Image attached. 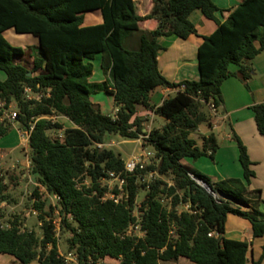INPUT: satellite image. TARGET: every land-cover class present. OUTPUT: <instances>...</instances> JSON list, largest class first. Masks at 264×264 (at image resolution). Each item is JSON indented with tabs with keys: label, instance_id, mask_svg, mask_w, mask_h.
Masks as SVG:
<instances>
[{
	"label": "trees",
	"instance_id": "16d2710c",
	"mask_svg": "<svg viewBox=\"0 0 264 264\" xmlns=\"http://www.w3.org/2000/svg\"><path fill=\"white\" fill-rule=\"evenodd\" d=\"M152 1L150 13L139 16L133 0H0V71L5 75L0 80V101L5 109L15 104L17 126L29 131L31 172L57 198L60 229L71 234L67 252L76 255L77 264H95L105 257L119 259V264H158L180 257L193 264H247L249 243L223 236L228 214L247 219L253 237L264 235V218L259 215L256 201L260 191L249 190L244 183L254 176L245 145L230 128L244 181L213 180L195 168H187L182 160L214 157L218 143L203 108L213 104L217 111L222 110L221 84L230 76L248 88L247 79L253 71L251 59L264 49V0H242L227 10L223 21L215 13L224 10L212 0ZM195 9L217 26L202 36L197 47L199 78L171 82L158 69L161 46L157 38L175 35L185 39L197 34L189 19ZM93 11H99L101 22L83 25L84 14ZM149 18L156 19L157 26L140 31L137 49L126 48L124 38L138 31L139 21ZM7 29L36 38L42 55H34L31 69L14 61L24 51L6 40L3 32ZM98 54L105 78L93 82L91 61ZM230 64L237 65V70L230 71ZM156 87L175 92L154 108L150 92ZM97 91L112 94L114 115L102 113L93 101L91 95ZM28 92L36 97H29ZM137 105L166 119L163 126L150 129L144 142L153 148L154 161L138 175L127 177V201H101L105 188L100 187L99 179L107 171L122 170L123 159L97 144H105L108 133L123 139L144 134L145 119L136 115ZM250 109L264 137V102ZM52 116H63L74 126L63 127ZM201 123L210 130L198 145L191 133ZM11 127L7 119L0 121V137ZM50 129L62 130L61 136L50 137ZM149 172L169 176L171 183L155 176L151 179L139 206L144 235L127 236L125 231L135 220L132 210L139 176ZM190 174L204 180L211 192ZM4 190L0 177L1 200L5 198ZM222 195L249 207L243 209ZM33 196V207L40 211L42 236L34 230H20L18 220H12L8 227H0V254L12 256L19 264H70L57 249L58 236L52 223L56 206L48 204L44 209L46 202L40 199L37 188ZM162 196L169 199L168 203ZM180 205L187 208L178 210ZM251 264H259V260Z\"/></svg>",
	"mask_w": 264,
	"mask_h": 264
},
{
	"label": "crops",
	"instance_id": "0c3cea01",
	"mask_svg": "<svg viewBox=\"0 0 264 264\" xmlns=\"http://www.w3.org/2000/svg\"><path fill=\"white\" fill-rule=\"evenodd\" d=\"M219 9L224 10L223 12L217 11L215 13L216 18L219 21H223L228 15V9H232L242 0H212ZM135 6V12L139 16H145L150 13L153 7L152 0H133ZM93 17H87V22L85 25H93L101 22V14L99 11H95ZM90 16V15H85ZM189 19L194 23L197 34H191L187 38L182 39L175 35L169 36H160L157 38V42L161 48L157 52V65L160 73L171 82H178L182 80H197L199 78V71L197 65V47L202 42V36L209 35L212 33L217 24L214 20L207 18L200 10L195 9L189 14ZM157 26V20L154 18L143 19L138 22V31L128 35L124 38V41L127 42L131 48L137 49L139 45V34L140 31H151ZM4 37L10 36L14 39L25 38L26 43H31L32 48H23V55L19 58H15L16 63H20L28 69H31L33 66V57H40L42 54L37 48V40L33 37H20L13 29H7L3 32ZM36 43V45H35ZM124 44V42H123ZM262 52V51H261ZM260 55H256L251 59L253 68L257 71L264 72L261 70V59H258ZM97 58L96 64L98 65L94 71V66L92 70V79L94 82H100L104 80V75L101 68V55H96ZM94 58V59H95ZM93 59V60H94ZM231 65V64H230ZM228 66V68L230 67ZM234 65V64H232ZM264 66V65H263ZM232 67H230L231 69ZM238 66L234 65L233 69L230 71L237 70ZM264 69V68H263ZM98 70V71H97ZM100 72L102 76L100 77ZM260 72V73H261ZM95 73V74H94ZM96 76V80L93 79V76ZM5 75H2L0 80H3ZM91 80V81H92ZM242 83L240 80L234 76L226 78L221 84V93L223 96V106L222 110L217 111L214 115V120L212 121V129L215 134L218 149L216 150L214 157L208 158L207 156H201L197 159L184 158L182 163L187 168H195L200 172L206 173L213 180H221L226 178H240L243 179V169L239 162L238 155L239 150L236 142L232 139L231 133L217 132L221 124L227 123L230 124V128L239 136L242 143L245 145L248 157L250 159V168L254 172V176L250 177L249 182L244 181L247 189H259V198L258 201V211L260 217L264 218V137L259 133L254 112L250 109V106L256 103L264 102V99L254 101L250 97V91H243ZM264 93V85L261 89ZM175 92L174 89L156 87L150 92V103L154 105V108L160 105L162 100L169 95H172ZM93 95V94H92ZM91 95V96H92ZM110 96V101L113 106V96ZM93 99V97H92ZM95 102V100L93 99ZM97 102V101H96ZM99 104V103H98ZM100 106V104H99ZM12 107V105H11ZM136 115L145 119L144 120V129L148 127L147 123L154 120L152 117V110L147 109L141 105L136 106ZM3 117L0 114V121ZM62 118L59 120L62 123L63 127H73L74 125L65 117L59 116ZM166 122V119L163 117ZM160 124L157 127L159 128L165 124ZM14 130L17 134V138L13 141H6V138L0 137V158L4 159L8 156L12 157L15 155V150L20 149L21 153L25 151V148L22 145L23 139L20 136V129L17 126L18 121H14ZM153 126V125H152ZM201 126L204 129H201ZM10 128V129H11ZM143 129V130H144ZM199 132L191 133V136L196 139L198 145H201L202 136L205 135L210 128L206 123H201L198 126ZM62 132V130H58ZM8 133V132H7ZM6 133V134H7ZM60 135V133L58 134ZM24 148V149H23ZM19 154V153H18ZM17 155V153H16ZM3 184L5 181L2 179ZM6 191V186L5 190ZM252 199H256V195L253 193L250 194ZM6 204L4 201L0 203V207ZM243 209H247L244 208ZM225 238L234 239V240H245L249 243V248L246 253L247 264H251L253 261L259 260V264H264V235L253 237L250 223L247 219L240 217L234 214H228L224 223V233ZM263 253V256L261 257ZM102 262L104 264H119V260L111 257H105ZM163 262H176V264H193L186 258L180 257L174 261H158V264ZM19 264L12 256H10L9 261L4 264Z\"/></svg>",
	"mask_w": 264,
	"mask_h": 264
},
{
	"label": "rangeland",
	"instance_id": "374dc122",
	"mask_svg": "<svg viewBox=\"0 0 264 264\" xmlns=\"http://www.w3.org/2000/svg\"><path fill=\"white\" fill-rule=\"evenodd\" d=\"M93 13H97V12L93 11V12L85 13L83 21L85 20L84 22L86 23L87 22L86 19H89L87 17H93V15H95ZM85 15H90V16H86L85 18ZM84 22H83V25H85ZM19 35L20 37H33L30 34H19ZM33 39L35 38L33 37ZM6 40L13 46H24L25 48H32V44L26 43L25 38H19L17 40L7 35ZM124 46L126 48H131L130 45L125 41H124ZM258 55H260L258 59H261L260 68L261 70H264L263 69L264 68L263 66L264 65V49ZM96 62H97V58L91 61V63L94 66V71L96 70L95 68L98 66ZM251 65H252V62H251ZM230 67H232L231 69H233L234 65L231 64ZM260 72L253 68V71L251 72L249 78L247 79L248 88H246L244 84L240 81L242 83L241 87L243 91H246V92L250 91L251 92L250 97H252L254 101L264 99V93L261 91L264 85V72H261V73ZM3 74L4 73L0 71V79L2 78ZM96 76L97 75H94L93 79L96 80ZM101 76H102V73L100 72V77ZM108 94L110 93L105 92V91H97L93 93L92 97L95 100L96 104L98 103L100 104V110L102 113L112 114L113 108H112V104L110 101V96ZM28 96L36 97L35 94L30 93V92H28ZM9 109L12 111H17V108L14 103L10 104ZM203 109L206 111L209 121L212 124V121L215 119L213 112L210 111L207 105L204 106ZM152 117L154 119L152 121L153 126L152 125L150 126V122L147 123L150 129L157 127L160 124H163L165 122L163 117L154 111H152ZM51 118L53 121H58V122L60 119H62V118H59V116H52ZM12 126H14L13 123H12ZM202 128L204 129L203 126H201V129ZM211 131L213 132L212 127H211ZM196 132H199L198 127L196 129ZM217 132L231 133L230 124H227V123L221 124ZM47 133L52 138L58 136L59 133L61 134V132L55 129H50L47 131ZM2 138H6V141H8L9 143L13 141V139L17 138V134L11 128L8 131V133L5 134L4 137ZM22 145L25 148L24 152L21 153V150L17 149L14 151L15 155H13L12 157L8 156L4 159L0 158V177L5 181V186H6V191L3 194L4 195L3 197L5 198L3 200H1L0 198V203L2 201L6 203L0 207V227L6 228L10 225V222L12 220L17 219L19 222L20 230H34L37 236L41 237L42 236V229H41V224H40L41 222L38 218V214L40 213V211L33 207V202L35 201L34 200L35 197L33 196V191L37 188L40 199L46 202L44 209H47L48 204L56 206V212L54 211L52 214L53 219H57L58 217L57 198L54 195L49 194L46 191V189L38 183L37 175L32 173L31 168H30V149L28 146V142L24 141L23 139ZM102 146L112 149L116 154H119L120 158H122L123 160L127 159L128 156L133 153H140L141 151L140 148L142 147L151 152V155H149V162L154 161L153 160L154 150L151 146L144 145L140 147V144L135 142L134 139H123L119 134H116V133H108L105 137V144H103ZM207 157L210 158L209 156ZM201 173L207 175L204 172H201ZM154 176L159 177L160 179H163L168 184L171 183V178L169 176L164 177V176H160L156 174L151 175L150 173H146V174H143V176H139L140 186H139L137 196L134 202L135 204L134 211L139 210V206L141 202L143 201V199L145 198V195L147 193L148 184ZM84 182L85 184L88 185L89 179L86 178ZM162 199L164 203H168L169 201V199L165 197H163ZM186 208H187L186 205L178 206V210L186 209ZM70 235L71 234L69 231L61 230V229L59 230L58 241H57V249L59 253L64 254V255L67 253L68 251L67 238H69ZM9 259H10V255L0 254V264H4L5 262L9 261ZM9 264H12V263H9ZM70 264H75V263L72 262ZM162 264H176V262H163Z\"/></svg>",
	"mask_w": 264,
	"mask_h": 264
},
{
	"label": "built area",
	"instance_id": "2783aa9c",
	"mask_svg": "<svg viewBox=\"0 0 264 264\" xmlns=\"http://www.w3.org/2000/svg\"><path fill=\"white\" fill-rule=\"evenodd\" d=\"M208 107L210 111L213 112L214 115L217 113V109L213 104H208ZM4 108V102L0 101V113L3 117L2 119H7L9 122L14 123L17 119L16 111H12L9 109ZM116 112V109H113L112 115H114ZM144 134H140L138 138L134 139L135 142L140 144L141 146H144L145 139L148 138L150 128L146 127L144 130ZM20 136L24 141L28 142L29 137V131L22 130L20 132ZM61 135H59L60 137ZM97 146H102V144H97ZM140 153H133L128 156L127 159L123 160V168L122 170L116 172V171H107L105 176L99 179L100 187H104L105 190L100 197L101 201H105L107 199L113 201L115 204L123 203L127 201V177L135 174L138 175L139 171L144 169L146 165L150 164L149 162V155H151V152L140 148ZM151 175H153L155 172H149ZM190 177H194L192 174H190ZM135 206V204H134ZM56 212V209L54 210ZM140 215L141 212L139 210L134 211L132 210V216L135 218L133 222L130 223V225L127 227L125 231V235L127 236H136V237H142L144 235V231L141 229L140 225ZM52 223L54 224V233L56 236L59 234L60 230V217L58 216L57 219H52ZM211 235V233L209 234ZM65 261L67 263H75L77 264V257L72 252H67L65 255L62 254ZM119 260V259H118ZM120 261V260H119ZM102 260H99L95 262V264H101ZM88 264H92V261H88Z\"/></svg>",
	"mask_w": 264,
	"mask_h": 264
},
{
	"label": "water",
	"instance_id": "95a60500",
	"mask_svg": "<svg viewBox=\"0 0 264 264\" xmlns=\"http://www.w3.org/2000/svg\"><path fill=\"white\" fill-rule=\"evenodd\" d=\"M29 74V73H28ZM198 185L202 186L204 189H206L208 192H211V188L208 186V184L200 179V178H197V177H191ZM223 197L227 198V199H230L232 201H234L237 205L239 206H242V207H245V208H248V204H244V203H241V202H238L236 200H234L233 198L231 197H228V196H225V195H222Z\"/></svg>",
	"mask_w": 264,
	"mask_h": 264
}]
</instances>
